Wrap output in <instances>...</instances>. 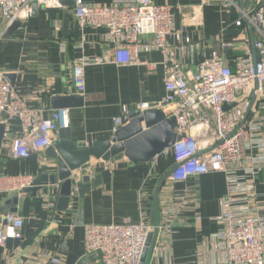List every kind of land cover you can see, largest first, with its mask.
Wrapping results in <instances>:
<instances>
[{
  "label": "crops",
  "instance_id": "crops-1",
  "mask_svg": "<svg viewBox=\"0 0 264 264\" xmlns=\"http://www.w3.org/2000/svg\"><path fill=\"white\" fill-rule=\"evenodd\" d=\"M92 5H111L115 0H85ZM129 0H121L128 3ZM157 5L169 6L174 15L173 31L185 28L183 38L190 43L177 41L173 35L168 43L176 59L186 70L195 71L214 53L231 66L232 61L246 54L248 49L257 55L255 43L262 38L251 27L237 28L239 12L245 0H154ZM73 0H61V7H40L36 15L21 21L22 26L9 40H4L6 21L0 10V71L26 104L41 109L48 117L54 98L80 95L73 84V67L83 60L86 67V92L82 108L70 110V124L75 144L91 147L96 141H107L113 135L114 119L121 116L122 107L136 111L139 104H157L166 95L164 83V56L159 51L141 53L139 63L132 66L115 64L110 46L103 42L106 30L86 27L82 29L72 14ZM252 29V30H251ZM228 46L224 48L223 46ZM105 58L103 64H93L96 58ZM251 100V97H250ZM252 103V100H251ZM249 111L248 123L264 116V98L255 101ZM165 114L169 108L161 107ZM247 116V115H246ZM145 127V123H143ZM21 132L15 121L10 133L5 134L0 151V178L29 176L34 180L52 174L56 160L43 162L38 154L26 159H15L10 141ZM261 138L254 142L250 152L264 162V126ZM59 133L54 136V144ZM104 161L91 158L90 169L95 175L109 171L108 179L83 195L72 191L69 206L59 211V186H45L34 198L23 192L0 191V208L14 197L23 199L22 212L18 203L6 207L8 212L24 217L25 225L20 240L11 239L0 246V264H36L50 257L63 259V264H98L87 257L84 249L86 225H125L150 222V206L160 181L174 166L172 155L140 164L126 158L116 161L113 169L102 166ZM56 173V171L54 172ZM80 174L77 172L75 174ZM93 174V175H94ZM241 181H252L244 172L238 173ZM255 198L236 196L235 206L241 216L264 217V171L258 176ZM78 181V180H77ZM76 181V184L78 182ZM59 182V181H58ZM33 184V183H32ZM163 189V188H162ZM227 193L223 174H209L190 178L174 187L179 200L186 196L182 212L183 222L173 228L169 247L154 252L150 264H226V255L218 248L222 230V199ZM161 190L159 198L162 196ZM30 261V263H28Z\"/></svg>",
  "mask_w": 264,
  "mask_h": 264
},
{
  "label": "built area",
  "instance_id": "built-area-1",
  "mask_svg": "<svg viewBox=\"0 0 264 264\" xmlns=\"http://www.w3.org/2000/svg\"><path fill=\"white\" fill-rule=\"evenodd\" d=\"M32 1L0 0L7 29L15 22L31 17ZM37 2L47 9L61 7V0ZM234 6L239 12L235 26L251 27L262 38L255 43L258 54L254 55L248 49L230 66L223 57L214 53L211 58L203 60L195 71L183 68L168 43L170 35L177 41L190 43V38H183L185 28L173 31L174 15L169 6L157 5L154 0H129L128 3L115 0L111 5H92L85 0H73L72 14L82 29L106 30L103 42L110 46L112 61L118 66L138 64L141 53L159 51L164 56L166 95L157 104L142 102L137 109L144 113L153 106L169 108L167 118H174L176 133L184 135L153 159L172 155V168H175L159 198L160 224L154 252L167 250L173 228L183 222L181 215L186 196L176 200L175 185L193 177L223 174L227 193L222 199V230L218 248L226 255V264H264V217L241 216L235 206L236 196L255 198V181L264 171L260 156L250 152L251 147L256 146L253 143L261 138L264 116L253 124L244 122L253 108L252 94L256 92L258 100L264 98V0H245L242 7ZM106 61L98 57L93 64ZM88 65L81 60L73 67V84L80 95H84L87 89ZM131 112L128 106L122 107L121 116L114 119L113 134L129 124ZM15 121L20 123L21 132L10 141L12 157L26 159L38 154L43 162H47L42 154L54 145V136L69 127L70 110L56 109L44 117L41 109L26 104L7 80L6 73L0 71V124L5 125L7 134ZM114 165L112 161L102 164L108 170ZM240 172L251 176L252 181H241L237 176ZM93 174L90 171L91 178ZM32 183L33 178L29 176L0 178V191L21 193ZM77 190L73 185L72 191ZM5 222L0 224L2 247L7 246L11 239L22 238L25 219L17 213H9ZM154 230L148 221L136 225H86L85 254L95 258L98 264H141L148 238ZM36 264H63V259L43 258Z\"/></svg>",
  "mask_w": 264,
  "mask_h": 264
},
{
  "label": "water",
  "instance_id": "water-1",
  "mask_svg": "<svg viewBox=\"0 0 264 264\" xmlns=\"http://www.w3.org/2000/svg\"><path fill=\"white\" fill-rule=\"evenodd\" d=\"M40 9L37 0L32 1V15H36ZM22 26V22L18 21L11 25L4 34V40H9L12 35ZM252 30V29H251ZM13 85V84H11ZM256 98V92L251 96L252 104ZM84 106V97L81 95H69L54 98L53 108L62 110L68 108H82ZM235 106V105H233ZM247 114L244 122L249 118ZM130 122L128 125L120 128L117 133L107 141H96L91 147H85L83 144H75L72 136L71 128L59 131V140L51 148L47 150L49 158L56 160V167L53 170L56 173H44L38 176L33 184L25 188L23 193L30 194L32 198L36 197L45 186H59V211L68 208L73 185L78 180L76 187L80 195H83L92 188L98 187L102 182L101 176L108 179L109 171L103 174L94 175L91 178L90 161L91 158L104 162H116L124 158L132 163H148L161 154L165 149L174 145L177 140L184 138V135H178L175 131L176 120L167 118L162 109L153 106L152 109L142 113L139 110L132 111L129 115ZM145 123V127L143 126ZM6 134L5 125L0 124V151ZM175 168L160 181L156 190V194L150 206V224L154 227V232L150 234L141 264H150L154 248L158 237V226L160 224L159 195L169 176ZM81 172L80 174H75ZM59 181V182H58ZM18 203V210L22 212L23 199L17 197L8 200L5 206ZM0 208V224H5V217L12 211Z\"/></svg>",
  "mask_w": 264,
  "mask_h": 264
}]
</instances>
